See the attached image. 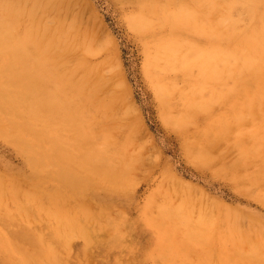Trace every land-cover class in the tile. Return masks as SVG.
<instances>
[{
	"label": "bare ground",
	"instance_id": "1",
	"mask_svg": "<svg viewBox=\"0 0 264 264\" xmlns=\"http://www.w3.org/2000/svg\"><path fill=\"white\" fill-rule=\"evenodd\" d=\"M10 1L0 0V139L23 163L0 165V264H83L90 248L103 264H129L123 256L144 234L141 264H264L263 229L253 223L243 226L229 205L218 212L206 202L198 205L188 193L192 189L156 186L138 204L137 216L130 214V201L111 199L112 194L132 193L128 188L139 180L135 170L142 152H125L131 136L123 141L114 137L124 119L108 70L116 65L107 67L114 53L95 61L107 45L96 40L93 27L83 28L85 0ZM114 1L143 41L144 72L163 117L185 138L187 153L197 164L227 169L210 150L212 136L233 125L248 133L246 115H263L249 132L254 143L241 141L249 180L260 183L264 0ZM121 69L118 85L129 97ZM131 105L135 113L137 107ZM200 111L208 115L200 118ZM194 139L200 143L193 144ZM176 192L181 193L179 203ZM258 194L264 203V189ZM100 215L109 228L105 238H98L87 221L102 223Z\"/></svg>",
	"mask_w": 264,
	"mask_h": 264
},
{
	"label": "rangeland",
	"instance_id": "2",
	"mask_svg": "<svg viewBox=\"0 0 264 264\" xmlns=\"http://www.w3.org/2000/svg\"><path fill=\"white\" fill-rule=\"evenodd\" d=\"M6 1L9 4L11 3L10 0ZM83 13L84 23L86 21L85 24L83 23V28L86 27L91 29L93 27L92 29L97 34L96 40L103 41L105 45H107V47L105 46V53L103 55L97 56L96 59L94 58L95 61L103 59L104 56L108 57L109 53H114L111 56V60L118 58V64L120 63V65L116 67L117 61L115 62L109 59L110 63L107 66L109 68L112 64L116 65L113 71V66H111V68L108 70H111L109 71L110 73L112 72L111 75L113 85L118 89V93L121 97V100L123 101H121V111L123 114L120 118L124 119H122V123H118L117 127L119 128L114 131V137H118V140L122 138L120 141H123L127 138V136H131V140L126 142V146H124L125 152L131 154H134L135 151V154H139L140 152L141 155H138L139 158H141L139 162L143 159L141 163L137 162L136 165L135 172L137 180L139 179L138 182L135 181L134 183L136 186L133 185L134 187L131 186L128 188L129 192L132 193L129 196H126L125 194H112L111 199L115 200L114 202H119L121 200H126L124 202L130 201V214L137 216L139 212L138 204L144 203L147 197H150L151 193L155 191L156 186H163L168 190L171 188L174 189L175 186L181 191H183L184 188L186 191L192 189L190 192H187L196 196L198 199H196L198 201V205H208L207 207L213 206V208H215L214 210L216 211L222 207L228 209L229 205L231 210L235 209V212H239L241 215H239L240 220H242L241 222H243V226L246 227L253 223L255 225H259L264 231V203L258 194L261 189H264V177L261 179L260 183L249 180V175L247 173L248 168L241 161V155L243 152L241 148V141L244 140L248 144L254 143V139L249 134V132L257 127V122L263 121V115L258 114L256 111L246 115L244 129L248 131V133H242L236 127V125H233L227 132L223 131L221 134L218 133L212 136L210 150L214 157H216L218 160H221L220 163L223 164L225 168L228 167L225 169L227 171L224 169L218 171V167L216 166L217 163H212L213 165L211 164V166L197 164V162L191 159L187 153L188 144L185 142V138L180 133H178L174 127L169 125L163 117L160 102L154 87L152 84H150L149 79L144 72L145 53L143 41L141 38L135 35L134 31L127 24L124 11L121 10L119 5L114 0H85V2H83ZM99 22L100 24H98ZM105 31L109 33L105 35ZM108 39H111L112 42H108L110 41ZM53 57L57 58L58 53L54 51ZM119 67L122 68L121 70L123 72L124 78H127V91L130 93L129 97H127L125 93L126 89H120L123 88V86L118 85V83L120 84V82H122L121 71ZM125 97H127L126 100ZM132 102L133 105L137 107V110L134 108L135 113H133L132 110ZM127 103L131 107L125 106ZM215 106L218 108L220 103L216 102ZM125 107L128 111L124 109ZM129 110L131 112H129ZM136 112L139 115H137ZM198 115L200 118H203L205 115H208V112L204 113L203 111H200ZM128 118L132 119L130 120ZM134 122H139L140 124L138 125ZM122 124L127 128H125ZM133 125L135 128L131 129ZM193 128L198 129V127H195V125H193ZM121 129L124 130L122 131ZM128 132L130 133L129 135ZM149 137L151 141L149 140ZM141 141H145L146 145ZM139 142L143 143V147ZM198 143H200V139H194L193 144L197 145ZM128 146L129 148L126 150ZM136 148L139 150L141 149L142 152H138ZM133 150L135 151L133 152ZM5 163L14 167H19L22 165L23 159L22 156L18 154V152L13 150L10 146L5 144L3 140L0 139V165ZM234 164L236 165V169L232 167ZM166 171H168V173ZM236 173L238 174V177L236 176ZM237 179H240V181ZM187 181H189V183H187ZM200 189L203 190L200 191ZM199 192L200 194H198ZM180 195L181 193L178 192L176 197V199H178V203L181 201ZM176 199L175 202H177ZM199 199H201L202 202H200ZM217 201L220 203H217ZM239 208L242 209V211ZM243 209H245L247 212ZM93 210L98 211L99 207L97 205H93ZM15 216L22 219V215L19 211L15 212ZM102 216L103 215L99 216V218L102 219V223H100V221L96 222V219L87 220L88 222L90 221L92 223L93 229L95 228L93 233L98 236V238H105L109 232V228L106 223L107 219L104 218L105 216ZM146 238V234L140 235L137 240L138 246L136 245L133 250L126 252L123 256V260L127 261L129 264H141L144 261L145 254L142 244L145 243ZM196 250L197 249L191 251L193 256L194 254L196 255ZM82 263L103 264V261L101 257L95 253L94 249L90 248L82 256Z\"/></svg>",
	"mask_w": 264,
	"mask_h": 264
}]
</instances>
